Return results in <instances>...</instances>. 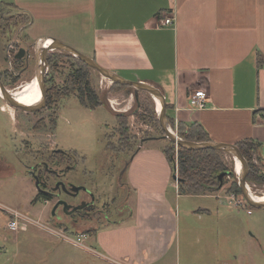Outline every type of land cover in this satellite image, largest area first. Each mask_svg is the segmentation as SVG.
I'll list each match as a JSON object with an SVG mask.
<instances>
[{"label": "crops", "instance_id": "obj_1", "mask_svg": "<svg viewBox=\"0 0 264 264\" xmlns=\"http://www.w3.org/2000/svg\"><path fill=\"white\" fill-rule=\"evenodd\" d=\"M0 3L26 14L29 21L25 26L34 25L38 16L53 19L47 16L51 11L59 22L81 31L82 37L90 38L92 33L93 45H87L91 58L121 76V72L130 75L124 78L159 87L166 99V116L174 127L196 122L211 141L233 145L256 141V155L264 170V0ZM165 16L174 18L173 24L164 25ZM198 89L208 93L207 107L191 110L189 97ZM146 144L138 147L124 170L120 188L126 196L119 200L121 212L113 211L102 227L88 225L85 238L95 242L104 254L98 253L112 264H158L178 252L176 201L180 195L177 191V197H171L170 191L177 190V181L172 180V168L162 148ZM33 189L37 192L35 186ZM221 190L198 196L219 199ZM36 195L31 205L36 204ZM198 211L214 215L209 208ZM45 226L55 235L61 230L72 233ZM65 240L73 243L69 237Z\"/></svg>", "mask_w": 264, "mask_h": 264}, {"label": "rangeland", "instance_id": "obj_2", "mask_svg": "<svg viewBox=\"0 0 264 264\" xmlns=\"http://www.w3.org/2000/svg\"><path fill=\"white\" fill-rule=\"evenodd\" d=\"M8 7L0 8V75H8V83H4L8 90L23 89L36 78L34 47L40 37L55 36V39L92 57L89 55L92 50L87 46L93 45L92 33H89L90 38L82 37L81 31L59 22L51 11H48L47 16L53 19H41L38 16L34 25L25 26L29 17L14 7ZM20 49L30 52L28 62L25 60L26 54L22 59L14 58ZM54 52L48 53L47 61ZM11 60L16 74L8 72ZM15 60L21 62L17 65ZM55 60L57 64L52 68L48 61L45 77L47 89L53 85L64 88L71 68L79 67L64 56ZM86 73L104 106L86 108L71 93L53 102L47 100L41 110L25 112L7 105L0 97V264H112L99 254H104L100 247L94 241H88L84 234L85 230H89L88 225H92L93 229L104 226L103 220L87 221L80 226L79 223L75 224L76 229L72 227L75 233L70 230L72 233L68 234L69 238L75 240L79 233L83 234L82 246L90 247L92 251L76 246L48 230L45 225L65 229L69 219L61 213L59 221L62 223L55 222L51 217V203L34 200L36 204L31 205L37 192L33 189L29 165L40 159L47 161L48 158L50 165L55 164L56 159L61 158L58 151L73 155L78 183L92 189L103 202L116 195L117 204L126 196L119 188L117 175L137 152L141 141L148 142L145 147L170 146V141L162 138L164 133L159 122L153 121L152 114L144 107L147 105L154 109L157 117L155 100L147 92L139 91L136 100L133 93H128V89L111 88L109 79L94 69L89 68ZM121 74L123 77L130 76L123 72ZM41 98L38 86L36 101L32 105L39 103ZM117 115H124L131 136V144L123 149ZM171 126L180 136L178 128ZM178 148L175 145V161ZM223 160L235 173V159L226 154ZM235 176L237 178L227 179L228 183L222 187L219 199L209 195H180V200L176 201L178 252L167 255L158 264H264V209L251 206L241 192H234V184L239 182L236 173ZM173 177L172 172L175 182ZM247 183L254 195L261 196L264 193V184ZM170 191L174 194L171 197L176 198L177 190L170 188ZM70 201L76 203L78 198ZM201 208L212 209L214 215L198 211ZM14 211L21 212L35 222L20 220V229L11 231L8 223ZM36 221L45 225L41 226ZM67 226L71 227L69 224Z\"/></svg>", "mask_w": 264, "mask_h": 264}, {"label": "trees", "instance_id": "obj_3", "mask_svg": "<svg viewBox=\"0 0 264 264\" xmlns=\"http://www.w3.org/2000/svg\"><path fill=\"white\" fill-rule=\"evenodd\" d=\"M3 6H9V9H12L13 5H8L4 3H0V8ZM1 10H0V18H1ZM10 25V23H9ZM9 27V26H8ZM67 57L69 61H73L78 65V68H71L69 71L67 78L64 81L65 87L60 88L58 86H49L47 89V100L48 101H56L58 97H67L68 94H75L77 98L80 100L81 104L89 109H94L98 106H104L103 101L101 100L98 92L91 85V82L87 79L86 70L90 67L87 66L84 62L75 58L71 54L67 52H59L55 51L51 53L48 57V61L50 63V68L56 66V60L60 57ZM73 60V61H72ZM54 61V62H53ZM21 62V60H15L17 65ZM53 62V63H51ZM53 80V79H51ZM49 79V81H51ZM111 88L115 89H128V93H133L136 100L139 98V93H136L134 88L128 85H121L117 83H113L111 80ZM47 83V81H46ZM138 104V102H137ZM146 111L149 110V114H152L151 119L153 121L159 122L155 115L154 109L149 108L147 105H144ZM167 107V105H166ZM118 120L119 128L118 132L121 137V142H124L121 145V148H126L128 144H131V136L129 135V129L127 126V121L123 118L124 115L115 116ZM169 123L174 125L169 119ZM56 123V122H54ZM160 126V124H159ZM161 131L164 133L163 129L160 126ZM179 135L180 137L194 142H208L211 141L209 134L203 128V126L199 123H192L191 125L179 124L178 125ZM165 134V133H164ZM170 141V140H169ZM243 156L246 158L248 162V174H247V182L256 183V184H264V170L262 168V164L260 162L259 157L255 156L259 143L252 140H243L236 145ZM163 152L165 153L168 162L171 165L173 175L175 174V144L170 141L169 147H163ZM61 155L60 160L65 162L67 158L64 156L61 151L58 152ZM226 156V153L218 150H214L211 148L208 149H200V150H191L185 149L182 147L178 148V182H177V191L179 195H205L212 192H216L220 190L225 184H227V179L229 177H235V173L232 171L233 169H229L227 164L223 160V157ZM229 156V155H228ZM231 157V156H230ZM49 160V158H48ZM47 160V161H48ZM59 160V161H60ZM259 161V162H256ZM259 163L260 165H257ZM234 168V167H233ZM225 172V175L220 179V175ZM234 192H241L238 187L237 181L234 184ZM230 192V191H229ZM38 200V199H34ZM82 217L84 221H89L90 217L88 214L82 213ZM62 223V221H55ZM74 222V221H73ZM73 222H64L66 224V231L76 229V225ZM71 227L68 228L67 225ZM80 225H84L81 223ZM79 226V225H78ZM73 227V228H72ZM75 231V230H74ZM84 234H88L89 230H85Z\"/></svg>", "mask_w": 264, "mask_h": 264}, {"label": "water", "instance_id": "obj_4", "mask_svg": "<svg viewBox=\"0 0 264 264\" xmlns=\"http://www.w3.org/2000/svg\"><path fill=\"white\" fill-rule=\"evenodd\" d=\"M44 39H49L50 44L47 47H43L44 45ZM36 49V63H37V74L36 79L38 81V86L40 87V91L42 93L41 101L35 105H26L24 103H21L18 101L16 97L12 95V93L7 89L3 81L0 79V90L2 92V99L6 101V103L14 107L16 109L23 110L25 112H36L38 110H41L46 106L47 102V84H46V73L48 68V61H47V55L50 52L53 51H61V52H67L74 56L75 58L79 59L80 61L84 62L87 66L97 71L102 77L107 78L111 80L113 83L121 84V85H128L134 88L135 92L138 93L139 91H145L147 92L154 100L155 98L160 101L161 107L160 111L157 110V118L159 120V124L161 128L164 131V135L162 138L168 139L172 141L175 145L178 147H182L185 149H191V150H200V149H214L218 151H222L229 156H231L233 159H238L242 165V169L238 176V185L241 190V193L243 197L246 199V201L253 207L258 209H264V200H259L256 195H254L250 188L248 187L247 183V174H248V162L246 158L243 156L241 151L236 145L229 144V143H221V142H215V141H208V142H194V141H188L180 136H178L174 129L172 128L171 124L168 121V118L166 116V99L162 91L155 85H152L150 83L144 82V81H136V80H130L122 77L119 73H117L114 70L107 69L103 66H101L97 61H95L93 58L81 53L77 49L59 41L58 39L48 37V38H40L35 43ZM26 51L24 49H20L19 52L15 55L16 59H22L25 56ZM143 141H141L140 144H142ZM127 166V164H126ZM126 168V167H125ZM124 168V170H125ZM225 175V172L220 175V179ZM174 180L178 182V176L174 174ZM65 187V191L71 194H78L81 190V188L84 189V187H78L75 185L70 186V190ZM60 204L63 206V211L65 214H71L78 210H81L86 207L85 204H80L78 206H71L66 201H61ZM58 206V205H57ZM71 209V210H70Z\"/></svg>", "mask_w": 264, "mask_h": 264}, {"label": "flooded vegetation", "instance_id": "obj_5", "mask_svg": "<svg viewBox=\"0 0 264 264\" xmlns=\"http://www.w3.org/2000/svg\"><path fill=\"white\" fill-rule=\"evenodd\" d=\"M25 54L27 56L25 57V60L26 62H28L30 60L31 54L29 51H27ZM6 75L4 74L5 77L0 75L2 79L4 78L3 83H8V81L6 80ZM140 145L141 144H139V146ZM61 152L65 154L64 156L70 162L65 163L61 160L58 161L59 159H56L57 161H55V164L50 165L48 161L40 159L38 161H35V163L31 165L28 164L29 171L33 177L32 181L35 188L37 189V195L35 199H38V201L51 203V217L54 218L55 221H59L61 220V213H63V215L69 219V222L74 221V224L79 223L80 226L81 223L86 222L83 220L82 213L89 215V222H93L94 220H103L104 222L109 221L110 215L113 211L116 213H120L122 206L119 202L116 204V195H113V197L111 196L109 201L103 202L99 195L94 194L92 189H89L83 184H79V176L76 173L77 165L75 163V157L68 153H64L63 151ZM123 175L124 169L117 175V183H119L120 187H123ZM63 185L66 186V188L69 190L71 185L84 187V189L81 188L80 192L74 195L66 192ZM116 191H118V189H116ZM81 194H83L82 197ZM74 198H78V201L76 203L70 201V199ZM63 200L71 206L85 204L86 207L68 215L64 213V208L60 204V202ZM73 216H75V218H73Z\"/></svg>", "mask_w": 264, "mask_h": 264}, {"label": "built area", "instance_id": "obj_6", "mask_svg": "<svg viewBox=\"0 0 264 264\" xmlns=\"http://www.w3.org/2000/svg\"><path fill=\"white\" fill-rule=\"evenodd\" d=\"M163 22H164V25H167V26L171 25L174 22V18H172L170 16H165L163 18ZM11 47H12V44H11ZM35 49H36V46H35ZM10 58L13 59V55H11ZM9 68H11L8 71L10 74L12 72H14L16 74L15 67L13 69L12 60L10 61ZM15 74H12V75H15ZM208 97H209V95L204 89H198V90L194 91L189 97V109H191V110H203V109H205L207 107V102H208V99H209ZM262 121H263V124H264V112L262 113ZM176 129H177V127H176ZM177 159H178V153H177L176 161H175V170H176L175 173H176V175H178V168H177L178 160ZM234 171L237 174V176H239V172L236 171V166L234 168ZM28 218H29L28 216L23 215L21 212L14 211V213L10 214V220H9V223H8V228L11 231H17V230L20 229V220L27 221ZM51 231L54 232L53 229ZM55 232H56L57 236H59V237H61L63 239H67L68 238V235H66L62 230L58 231V232L55 231ZM84 237L85 236L83 234H78L76 240L72 239V238L71 239L73 240V243L76 246H82V243H83L82 240H83ZM89 249H91V248L89 247Z\"/></svg>", "mask_w": 264, "mask_h": 264}, {"label": "bare ground", "instance_id": "obj_7", "mask_svg": "<svg viewBox=\"0 0 264 264\" xmlns=\"http://www.w3.org/2000/svg\"><path fill=\"white\" fill-rule=\"evenodd\" d=\"M48 45H51L50 44V40L49 39H44V45H42V46L43 47H47ZM37 88H38V81H37L36 78H34L30 83H27L23 89H20V90H17V91H12V90H9V91L21 103H24L26 105H32L36 101ZM0 97L2 98L1 90H0ZM155 103H156L157 110L160 111V107H161L160 101L155 98ZM235 166H236V171L240 173V171L242 169V165H241V163H240V161L238 159H235ZM257 198L259 200H264V193L261 196L257 195Z\"/></svg>", "mask_w": 264, "mask_h": 264}]
</instances>
